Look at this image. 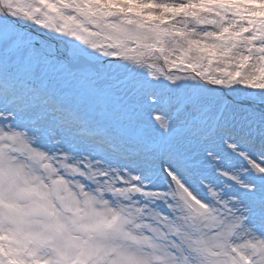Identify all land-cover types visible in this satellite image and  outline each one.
I'll list each match as a JSON object with an SVG mask.
<instances>
[{
    "label": "snow or ice",
    "instance_id": "snow-or-ice-1",
    "mask_svg": "<svg viewBox=\"0 0 264 264\" xmlns=\"http://www.w3.org/2000/svg\"><path fill=\"white\" fill-rule=\"evenodd\" d=\"M0 264H264V0H0Z\"/></svg>",
    "mask_w": 264,
    "mask_h": 264
}]
</instances>
